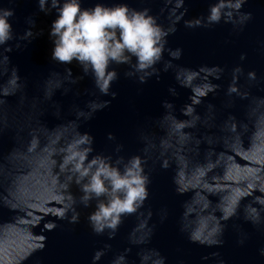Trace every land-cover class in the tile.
Listing matches in <instances>:
<instances>
[{"label":"clouds","instance_id":"9594fccd","mask_svg":"<svg viewBox=\"0 0 264 264\" xmlns=\"http://www.w3.org/2000/svg\"><path fill=\"white\" fill-rule=\"evenodd\" d=\"M10 4L16 0H8ZM38 10L45 15L55 12V19L52 20L49 29V39L53 47L51 60L60 65H72L75 62L80 66L83 75L73 77L70 68L65 69L66 75L63 80L57 82V88L65 82L71 85L77 84L84 77H90L93 87L100 95L116 98L117 93L113 92L112 85L118 81L120 74L113 65H126L127 70L124 76L134 79L140 84H145L152 77L160 78L161 71L167 72L174 68L172 60L180 59L182 49H170L166 45L167 37L172 34L171 30L164 28L158 23L157 18L150 14L149 8L137 10L130 8L126 3H118L113 6H106L96 3L93 7H82L81 0H37ZM246 0H214L209 4L207 14L201 15L204 28L211 29L221 23L231 25V31L239 34L245 26L253 19L251 12L243 11ZM15 16V8L0 6V46H3L5 55L0 58V64H10V56L14 48L20 49L21 44L14 45L9 42L28 41L31 42L35 36L42 35L40 32H33L36 21L32 16L25 18L29 26L22 35H17L10 19ZM165 52L171 58L164 59ZM246 58L242 54L240 59ZM162 64V69L158 65ZM222 72L223 70L220 69ZM234 76H244L241 66L232 70ZM7 80L0 84V96L15 95L21 90L23 84L19 75V69L12 67L10 73H5ZM59 76V73H54ZM197 73L191 70H181L176 73L175 79L181 87L190 88L193 92V99L199 103L201 98L208 93L214 92L216 85L205 82L194 84ZM219 78V77H218ZM246 80L250 84H259L260 78L254 70L246 73ZM71 89L64 88L63 94ZM237 92L235 87L230 86L228 93ZM172 96H177L175 88H169ZM46 96L51 98V93L46 89ZM108 107V102H97L91 100L86 103L85 109H76V121L74 135L59 149L52 148L50 155L57 152L61 155L60 171L65 174L67 183L64 187L74 184L79 190V197L73 199V204L83 208L93 207L87 216L88 224L92 232L97 236L107 234L108 239H114L126 216L137 214L145 207V202L150 196L149 185L151 180V169L149 168V148L142 149L143 155H132L125 158L120 153L124 145L115 143L112 154L94 153V137L88 132H80V121L91 120L95 113ZM165 109L164 114L155 120L165 133L159 139V147L162 155L166 154L169 148L175 144H181L191 137V133L185 129L196 126L199 116L195 114L192 105H185L180 111L187 120H180L175 115V105L165 100L162 103ZM211 107V105H209ZM59 115V113H57ZM235 127V126H234ZM108 140L115 142L114 134L109 133ZM141 140L146 143L149 136L141 135ZM35 143V140L33 141ZM153 164L160 163L162 168L167 167L166 161L156 158L151 161ZM55 163V161H53ZM239 200L232 206L231 211L224 216V221H209L207 217H197L191 225H180V232L187 234V239L192 243L205 246H223L225 243L224 234L227 228L226 221L238 214ZM74 215L73 223L79 222V212L72 209ZM151 213L149 212V216ZM167 218V210H161V222ZM244 219L252 223L258 230L264 232V219L258 212L249 215L245 212ZM248 234L240 233L237 243L244 245ZM150 240V238H149ZM131 243H136L131 241ZM141 241L139 243H147ZM109 248L110 245H105ZM126 249L124 254L116 257L113 264H128ZM155 264H165V257H161L155 251ZM141 264H145L144 254L139 253ZM219 255V253H217ZM259 255L264 257V247L259 249ZM221 264H224L221 260Z\"/></svg>","mask_w":264,"mask_h":264}]
</instances>
